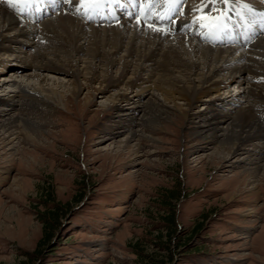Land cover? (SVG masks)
Masks as SVG:
<instances>
[{"label": "rangeland", "instance_id": "obj_1", "mask_svg": "<svg viewBox=\"0 0 264 264\" xmlns=\"http://www.w3.org/2000/svg\"><path fill=\"white\" fill-rule=\"evenodd\" d=\"M81 82L42 119L23 111L37 139L20 133L13 151L0 140V264H264V148L259 167L230 165L248 153L212 156L175 112L135 155L136 140L111 139L108 91Z\"/></svg>", "mask_w": 264, "mask_h": 264}, {"label": "bare ground", "instance_id": "obj_2", "mask_svg": "<svg viewBox=\"0 0 264 264\" xmlns=\"http://www.w3.org/2000/svg\"><path fill=\"white\" fill-rule=\"evenodd\" d=\"M121 2L123 7L113 4L91 19L77 12L78 0H56L55 4L44 0L22 15L0 4V140L4 147L15 150L22 132L37 139L41 128L33 123L32 111L38 109L34 118L42 119L45 108L62 101L63 93L79 94L84 80L88 88L96 82L99 89L108 91L101 102L116 110L111 139L120 138L119 147L125 148L136 140L135 155L141 152L142 139L155 141L152 127L177 112L187 119L192 115V134L206 146L215 144L212 156L226 160L246 151L245 157L235 156L230 165L243 161L259 167L258 153L264 148L261 25L250 23L246 12L236 15L242 11L237 7L229 13L224 32L207 37V29L192 22L201 16L195 11L200 0H185L179 6L183 15L173 14L178 23L158 22L167 31L164 34L137 23L143 2L135 8L129 0ZM246 2L255 12H264L261 0ZM167 7L155 11L163 14ZM43 74L61 91L44 87L39 78ZM243 81H248L247 90ZM199 102L198 111L185 113ZM256 108L262 119L254 115Z\"/></svg>", "mask_w": 264, "mask_h": 264}, {"label": "snow or ice", "instance_id": "obj_3", "mask_svg": "<svg viewBox=\"0 0 264 264\" xmlns=\"http://www.w3.org/2000/svg\"><path fill=\"white\" fill-rule=\"evenodd\" d=\"M43 2L44 0H0V4H6L8 8L18 15L25 14L27 9L32 8L34 5L38 6ZM50 2L55 4L56 0H50ZM63 2L72 3L73 0H63ZM141 2H143L145 7L143 8V12L138 13L137 23L147 24L154 32L167 34V31L158 22L171 20L174 24L178 23V21L173 20V14L183 15L179 6L185 0H129V4L134 8L138 7ZM261 2L264 3V0H261ZM78 4L77 12L88 19H91L93 15L99 14L102 10L113 4L119 7L124 6L121 0H78ZM163 5L168 6L163 14L155 11V9ZM216 5H226L229 7L217 9ZM237 7L242 11H237L236 15L243 16V13L246 12L252 18L250 23H259L261 28L264 29V12H255L246 0H200V6L195 11L201 13V16L194 17L192 22L197 24L201 29H207V32L204 33L207 37H217L226 29L227 21L231 18L229 13L233 12ZM81 8H83V11L80 10ZM36 10L39 11V7H36ZM212 11H218L220 14L213 16L211 14ZM153 20L157 23H152Z\"/></svg>", "mask_w": 264, "mask_h": 264}]
</instances>
